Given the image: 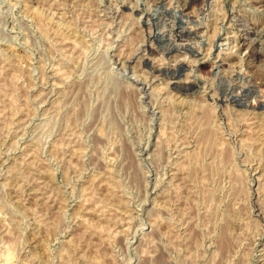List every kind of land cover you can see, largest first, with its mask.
<instances>
[{"label":"rangeland","instance_id":"obj_1","mask_svg":"<svg viewBox=\"0 0 264 264\" xmlns=\"http://www.w3.org/2000/svg\"><path fill=\"white\" fill-rule=\"evenodd\" d=\"M248 1L0 0V264H264Z\"/></svg>","mask_w":264,"mask_h":264},{"label":"bare ground","instance_id":"obj_2","mask_svg":"<svg viewBox=\"0 0 264 264\" xmlns=\"http://www.w3.org/2000/svg\"><path fill=\"white\" fill-rule=\"evenodd\" d=\"M87 1V0H86ZM239 1V0H238ZM246 1V0H245ZM248 1V0H247ZM253 1V0H252ZM164 2V1H163ZM234 2V1H233ZM236 2V1H235ZM242 2V1H241ZM240 2V3H241ZM249 2V1H248ZM254 2V4L256 5V6H258V7H262V6H264V0H254L253 1ZM237 3V2H236ZM251 3V2H250ZM234 4V3H233ZM77 6V5H76ZM234 6V5H233ZM232 6V7H233ZM255 6V7H256ZM157 7V6H156ZM127 8H130V7H127ZM132 8V7H131ZM157 9V8H156ZM233 9H235V7L233 8ZM258 9H260V8H258ZM130 10H133V9H130ZM154 11V10H153ZM231 12H232V10H231ZM234 13V12H233ZM236 17V16H235ZM241 17V16H240ZM234 18V17H233ZM235 19V18H234ZM234 19H232V20H234ZM239 19L238 18H236L235 19V22L236 21H238ZM242 21V20H241ZM240 21V22H241ZM234 22V21H233ZM240 24V23H239ZM233 25V24H232ZM243 25H244V23H243ZM236 26V25H235ZM239 28V27H238ZM237 29V28H236ZM248 29L251 31V33H252V35L254 36V38H252V39H249L247 36L250 34V33H248ZM247 29V27L245 28V29H243L242 30V32H243V35H241V37H244L245 36V38L244 39H239V45L238 46H236V47H238L239 49H243V50H247L252 56H255L258 52H259V49H258V47L256 46L257 45V43H259L260 42V38L264 35V34H262L263 32H261V28L260 27H258V26H256V25H253V26H251L250 27V24H249V28ZM241 32V33H242ZM161 36V35H160ZM250 37V36H249ZM251 38V37H250ZM262 40V39H261ZM264 40V39H263ZM262 42V41H261ZM260 42V43H261ZM264 42V41H263ZM237 44V43H236ZM235 44V45H236ZM166 49V48H165ZM247 53V52H246ZM260 53V52H259ZM257 56V55H256ZM249 61V60H248ZM177 63H178V61H177ZM224 65V62L222 61L221 62V65H220V67L221 66H223ZM176 66V65H175ZM174 66V70H172V71H175V68H177L178 66H180V63H178V65L175 67ZM193 67V66H192ZM217 67V66H216ZM159 68V67H158ZM216 72V71H215ZM216 73H218V72H216ZM261 74V73H260ZM219 75V74H218ZM225 75V74H224ZM262 78V77H261ZM223 79V78H222ZM220 80V79H219ZM255 80V79H254ZM235 81V80H234ZM260 81V80H259ZM248 82V81H247ZM250 82H251V80H250ZM262 82H263V84H264V81L262 80ZM253 83H256V82H253ZM190 83H186L185 82V84H180L179 85V87L181 88V90H186V89H188L189 87H190ZM235 85V84H234ZM236 85H238V84H236ZM257 84H247V85H242L241 86V90L242 91H244V92H247V91H251V89H253L254 87L253 86H256ZM258 86V85H257ZM263 88V87H262ZM179 89V88H178ZM179 91V90H178ZM178 93V92H177ZM243 94V93H242ZM255 102V101H254ZM263 107V106H262ZM172 171V170H171ZM171 177V176H170Z\"/></svg>","mask_w":264,"mask_h":264}]
</instances>
